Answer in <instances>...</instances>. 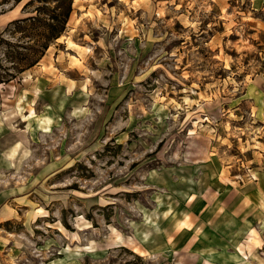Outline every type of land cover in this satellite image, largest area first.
<instances>
[{
	"label": "rangeland",
	"instance_id": "374dc122",
	"mask_svg": "<svg viewBox=\"0 0 264 264\" xmlns=\"http://www.w3.org/2000/svg\"><path fill=\"white\" fill-rule=\"evenodd\" d=\"M73 8L20 74L0 26V264H264V0Z\"/></svg>",
	"mask_w": 264,
	"mask_h": 264
},
{
	"label": "trees",
	"instance_id": "16d2710c",
	"mask_svg": "<svg viewBox=\"0 0 264 264\" xmlns=\"http://www.w3.org/2000/svg\"><path fill=\"white\" fill-rule=\"evenodd\" d=\"M9 1L5 0L3 3ZM20 2L21 0H15L16 5ZM35 3L32 14L8 25L14 26L11 32L14 36L19 35V42L10 45L16 49L13 62L17 74L33 67L43 58L51 44L65 33L74 10V0H32L27 5ZM2 41L0 38V43ZM8 75L9 78L0 79V82H8L16 74Z\"/></svg>",
	"mask_w": 264,
	"mask_h": 264
},
{
	"label": "crops",
	"instance_id": "0c3cea01",
	"mask_svg": "<svg viewBox=\"0 0 264 264\" xmlns=\"http://www.w3.org/2000/svg\"><path fill=\"white\" fill-rule=\"evenodd\" d=\"M15 10H16V7H14L13 9L9 10L7 13H5L4 15L1 16V18H0V26H1V24L4 25V26H7L12 21L17 19V16H16L17 14L16 15H12V14H14ZM258 200H260V198L257 199V197H254V199H250V198L246 199L247 205L250 202V205L252 204V206H256V207H254V210L258 209V211H254L253 218H254L255 221H253V220L246 221L245 228L250 226L252 222H254V224H256V222H258V227L264 228V205L259 204L257 206Z\"/></svg>",
	"mask_w": 264,
	"mask_h": 264
},
{
	"label": "bare ground",
	"instance_id": "6f19581e",
	"mask_svg": "<svg viewBox=\"0 0 264 264\" xmlns=\"http://www.w3.org/2000/svg\"><path fill=\"white\" fill-rule=\"evenodd\" d=\"M14 148V147H13Z\"/></svg>",
	"mask_w": 264,
	"mask_h": 264
}]
</instances>
